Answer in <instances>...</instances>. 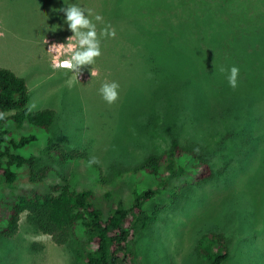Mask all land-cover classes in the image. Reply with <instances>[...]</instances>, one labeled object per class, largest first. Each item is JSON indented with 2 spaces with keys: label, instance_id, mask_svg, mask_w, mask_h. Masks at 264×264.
<instances>
[{
  "label": "rangeland",
  "instance_id": "1",
  "mask_svg": "<svg viewBox=\"0 0 264 264\" xmlns=\"http://www.w3.org/2000/svg\"><path fill=\"white\" fill-rule=\"evenodd\" d=\"M121 1L124 12L129 6L147 9V14L154 11L160 26L133 28L141 36L137 43L143 41L136 52V42L116 44L117 38L100 36L102 22L94 17L111 9L110 2L71 3L91 9L89 19L100 45H109L82 68L78 81L69 83L72 73L54 69L55 53L48 52L53 43H76L74 38L67 41L73 33L59 11L63 5L53 0H0V68L25 82L28 111L54 113L49 139L76 156L63 164L47 158L53 173L34 188L25 187L22 176L16 189L45 192L48 186L69 183L76 191H90L94 206L106 216L117 202L130 204L136 183L140 188L153 184L132 175L131 169L149 154L166 150L173 139L197 149L211 177L187 185L173 200L171 192L184 187L188 178L169 177L163 191L145 206L146 212L163 208L133 237L135 264H207L195 244L208 232L226 240L224 264H264V138L243 136L244 120L254 123L253 134L264 132L261 30L255 25L246 34L243 22V13H257L243 11L245 0H165L161 9L153 7L157 2L152 0L145 7L139 5L146 0ZM233 5L237 11L230 9ZM70 55L66 52L60 59ZM233 66L239 69L235 89L228 83ZM111 82L119 85V98L108 104L100 88ZM23 134L36 137L28 150H42L43 132L29 127ZM92 158L98 163L89 165ZM68 251L36 232L24 214L14 235L0 236V264H72Z\"/></svg>",
  "mask_w": 264,
  "mask_h": 264
},
{
  "label": "trees",
  "instance_id": "2",
  "mask_svg": "<svg viewBox=\"0 0 264 264\" xmlns=\"http://www.w3.org/2000/svg\"><path fill=\"white\" fill-rule=\"evenodd\" d=\"M104 0H102L103 2ZM165 0H152L153 7L160 8ZM176 1V0H167ZM57 5L67 7L76 0H53ZM112 8L101 12L103 21L100 32L110 25L115 29L117 38L115 43L128 42L136 44L141 36L136 35L134 27L143 26L142 30H153L160 26L159 18L154 11L147 14L141 8L124 12V1L105 0ZM149 4L146 0L143 5ZM161 9V8H160ZM237 11V6L230 8ZM250 10L251 16L243 13L246 34H251L257 25L261 31V41L264 46V0H245L243 11ZM104 12V13H103ZM114 14V16H107ZM132 14L133 16H131ZM107 16V17H106ZM57 19H61L60 16ZM143 32V31H142ZM263 33V34H262ZM143 34V33H142ZM105 38L108 37L105 36ZM108 41L104 42L107 43ZM136 42V43H135ZM138 44V45H137ZM134 51H138L143 44L137 43ZM109 45V44H108ZM108 45H100L107 51ZM264 48V47H263ZM142 59L144 55L140 54ZM122 57V56H121ZM264 75V53L261 58ZM264 93V80L262 82ZM28 93L23 79L15 76L6 69L0 68V236L8 238L17 230V223L21 214L25 222L36 232L47 235L51 242L58 247H67L72 264H135L133 253V237L155 218L158 209H148L146 204L154 196L163 191L169 177L183 174L188 178L184 187L171 192V199H175L187 185H195L207 181L211 177V170L200 152L188 146L171 140L169 147L159 154H149L138 165L131 169L132 175H140L153 181L140 188L138 183L131 190V202L123 207L117 202L112 205L106 216L94 206V197L90 191H76L71 184L62 186H48L45 192L36 189H16V185L24 176L25 187L39 186L53 173L47 158L57 159L58 164L75 159V153L65 154L58 144L49 139L48 133L54 119L51 110L28 111L26 109ZM243 136L247 139L264 138V132L253 134L254 123L243 121ZM43 132L45 141L42 150L36 152L27 147L36 140L34 135L26 134L28 128ZM27 151L26 155L21 152ZM41 153V156L38 154ZM42 158L44 162L42 163ZM22 169V172H18ZM196 253L204 258L207 264H224L228 258L226 240L219 233L208 232L202 234L196 244Z\"/></svg>",
  "mask_w": 264,
  "mask_h": 264
},
{
  "label": "clouds",
  "instance_id": "3",
  "mask_svg": "<svg viewBox=\"0 0 264 264\" xmlns=\"http://www.w3.org/2000/svg\"><path fill=\"white\" fill-rule=\"evenodd\" d=\"M63 12L66 20L65 23L68 29L73 33L71 37L67 39H75L76 43L57 44L53 43L48 49V52H54L55 56L52 60V67L54 69L67 70L72 73L69 83L78 81V77L82 75V68L84 66L91 65L95 62V59L101 55L100 41L97 37L96 25L89 19L92 15L91 9H83L75 4H70L67 7L59 9ZM87 11V15L85 12ZM95 21L102 22L103 17L99 14L95 15ZM56 31V30H55ZM54 32V31H53ZM3 33L0 32V37ZM100 36H107L114 38L116 36L115 29L110 25L101 30ZM45 43L47 41L45 40ZM71 52L70 58L60 59L66 52ZM223 71V69H221ZM228 83L229 86L235 89L237 87V79L239 75V69L235 66L229 69ZM119 85L116 82L104 83L100 88V93L104 101L108 104L114 103L119 98L118 93ZM3 113H0V119H3ZM98 163L95 158L89 161V165Z\"/></svg>",
  "mask_w": 264,
  "mask_h": 264
}]
</instances>
